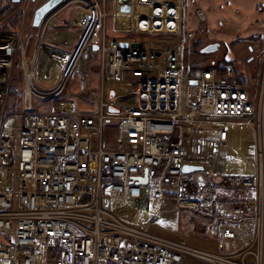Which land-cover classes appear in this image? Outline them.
<instances>
[{
  "label": "built area",
  "instance_id": "obj_1",
  "mask_svg": "<svg viewBox=\"0 0 264 264\" xmlns=\"http://www.w3.org/2000/svg\"><path fill=\"white\" fill-rule=\"evenodd\" d=\"M36 1L0 12V24L20 13L16 29L0 28V121L18 49L25 60L24 15ZM187 3L61 0L48 13L70 5L75 34L53 88L30 77L36 92L26 95L19 125L0 124V264H264V35L247 87L231 65L195 59L206 18L194 9L190 29ZM93 58L95 110L79 111L72 99L32 110L30 94L55 96ZM232 123L252 131L249 172L224 169ZM193 135L203 144L190 153ZM164 199L197 214V231L213 247L159 232L148 205ZM117 203L144 214L127 220Z\"/></svg>",
  "mask_w": 264,
  "mask_h": 264
},
{
  "label": "rangeland",
  "instance_id": "obj_2",
  "mask_svg": "<svg viewBox=\"0 0 264 264\" xmlns=\"http://www.w3.org/2000/svg\"><path fill=\"white\" fill-rule=\"evenodd\" d=\"M188 0L187 6H188V15L189 19H193L194 16V9L197 8V5L195 2L197 0H193L194 2H189ZM39 2V3H38ZM44 0H38L35 2L34 5L31 6L27 16L24 15V26L23 31L18 38V42H22L24 46V58L20 57L19 49L17 50L16 55H18L22 60V62L17 64L15 68L13 69V74L11 76L10 82H9V89L6 95L3 113H2V119L0 121V124H12L15 126L19 125L20 122V113L24 106L27 103V97L26 93V86H27V72L31 71L33 73L32 77V83L35 85V81L41 83L45 87H49L48 90L53 88L54 84L56 83L58 77H59V66L61 63V58H59V54L57 55V52L59 49L62 54L65 52H68L73 36L75 34V28L70 25V21L73 15L72 7L69 5L65 7L62 10H59L56 14L51 15L46 20L44 27L39 31L37 27L32 26V16L34 9L43 3ZM10 3L11 0H0V12L6 11L10 9ZM38 3V4H37ZM233 4H235L233 1H225L222 4V13L229 14L230 10L227 9L228 7H231ZM238 6V11L234 14L237 15L236 17L242 16V5L240 2L235 4V7ZM12 8L14 6H11ZM220 12V11H219ZM205 13V18H207L206 22H203L200 24L199 29L196 32V42L194 43V48L196 51V54L194 55L196 60H200L204 63V65L209 64L210 62L214 60H222L221 58L224 56H221L223 54L222 48L219 44V50L216 52H212L210 54H201L200 49L202 46L212 43L208 37L207 33H205L206 28L209 33H211L209 30H212L216 32L215 29H221L230 31L232 34H236L235 32V26L234 22L228 21L221 25V19L218 17V11L215 9H209L208 13ZM23 17V16H21ZM217 19H216V18ZM110 19V18H109ZM108 19V20H109ZM195 20V17H194ZM239 20V19H238ZM7 21L10 23V18L4 19L3 22ZM53 21V24L50 23ZM236 21V19H235ZM2 22V23H3ZM262 24V22H261ZM5 29V28H4ZM50 32H69L72 33V38H69L68 35H59L56 38H54L52 41H43V36L45 34H48ZM70 36V35H69ZM39 40V41H38ZM68 41L67 44L65 41ZM38 47L35 61L29 63V59L32 58L33 53L35 51V47ZM244 44L237 45L236 48L239 49V47H243ZM254 46L255 43H253ZM53 46V47H52ZM55 47V48H54ZM258 47V45H257ZM256 47V48H257ZM57 48V49H56ZM258 51V49H257ZM56 52V53H55ZM225 53V52H224ZM226 58V57H225ZM20 60V59H19ZM256 59H254L255 61ZM239 64H242V69L244 73L246 74L245 77V86L251 87L254 84V80L257 77H252L250 69L247 68V62L245 59H242L241 57H238L236 60ZM56 63V64H55ZM33 64V65H32ZM61 68V67H60ZM247 70H246V69ZM259 65L257 64L256 69L259 71ZM96 58H93L92 61H89V63H84L83 61H80L77 65L76 70L73 73V78L66 83V85L55 95L52 97H41L34 94H30L29 101L30 106L33 111L36 112H43L47 113L51 110L58 109V103L61 101H64L66 99H72L75 103V108L79 111H93L96 108V104L94 101H91L89 98V93H94L96 90L100 91V85L98 82L99 70ZM83 77H86V80L83 79ZM83 82H86V88L84 89L81 84ZM112 86L110 82L105 83L104 88V98H105V91L107 87ZM89 90V91H88ZM47 92V91H46ZM183 95V94H182ZM235 123H232L230 125H233ZM113 128V125H112ZM111 127H107L105 132L107 135L113 134V129ZM248 131L251 133V131L248 129ZM202 137V136H201ZM199 135H196L191 138H189V147H190V153L192 152L193 148L197 149L201 147V144H203V139ZM253 138V135H252ZM254 142V141H253ZM253 142H252V148L251 153H253ZM214 159H217L215 157ZM181 217H180V228L175 233H171L167 236H171L176 239L184 240L185 242L196 245L198 247H213L214 243L206 240L197 230L196 225L198 223V216L197 214L189 211V210H181ZM159 232L163 233L162 230L157 229Z\"/></svg>",
  "mask_w": 264,
  "mask_h": 264
},
{
  "label": "crops",
  "instance_id": "obj_3",
  "mask_svg": "<svg viewBox=\"0 0 264 264\" xmlns=\"http://www.w3.org/2000/svg\"><path fill=\"white\" fill-rule=\"evenodd\" d=\"M225 1H231V2L233 1L235 4L240 2L243 8L242 16L236 17L237 15L234 14L235 12L238 11V6L235 7V4L227 8L230 10L229 14L222 13L221 12L222 4ZM189 2L193 3L194 1L190 0ZM195 4L197 5V7L202 9L203 12L206 13H208V10L211 8L217 10L218 11L217 15L219 19H221L222 21L221 25L223 23L225 24L227 22V19L228 21L232 20L235 23L234 30L236 34H232L230 31L227 30L222 31L220 28L215 29L216 32L214 31V33L212 32V30H209L211 32L209 33L206 28L205 33L208 34L207 37L211 41H213L212 43L217 44V48L213 51L205 52V54H210L212 52L218 51L220 44V46L223 47L221 50L223 51V54L221 56L224 57L221 58L222 60H214L212 62L216 64L223 63L224 65H231L234 70V76H233L234 79L239 82L245 83L246 74L241 68L242 64H239L236 61L238 57H241L242 59H245V61L247 62L246 66L248 69H250L252 77H258V70L256 69V66L258 64L259 58L257 59L256 52L257 49H259L262 44V38L264 35V0H197ZM50 24L52 25L53 21ZM194 25H195L194 16L193 19H189V15H188L189 28L192 29ZM237 27H239V29ZM39 30L41 29L39 28ZM62 33H66L67 35H70L68 36L69 38H72L73 36V34L69 32H62ZM253 43H255L256 46H254ZM240 44H244V45L243 47L240 46L239 49H237L236 46ZM59 49H57L58 50L57 55L59 54L60 55L59 58H61L60 60L61 63L59 66V69H61L60 67H62L66 59L67 52H65V54L64 53L62 54V52ZM18 58L20 59L19 61L22 62L23 64V60L19 56ZM254 59L256 60L254 61ZM256 79L254 80V84L256 82ZM116 211L121 217L130 221H138L144 214V212L135 210V208L130 205H123V204L119 205L118 203H117ZM148 212L152 213V215L154 216L153 220L155 222V228L162 230L163 234L169 235L179 230L180 217L182 212L181 209L176 207L173 201L164 199L159 202L150 203L148 205ZM196 230H198L197 225H196Z\"/></svg>",
  "mask_w": 264,
  "mask_h": 264
},
{
  "label": "bare ground",
  "instance_id": "obj_4",
  "mask_svg": "<svg viewBox=\"0 0 264 264\" xmlns=\"http://www.w3.org/2000/svg\"><path fill=\"white\" fill-rule=\"evenodd\" d=\"M51 13L48 14L44 20L42 21L40 28L44 27V24L48 17H50ZM66 33L62 32H50L48 34H45L43 36V41H52L54 38H56L59 35H65ZM69 36V35H68ZM39 41V40H38ZM60 57V55L58 56ZM6 65H4L5 67ZM3 67V66H2ZM2 69L0 67V73ZM32 72H27V86H26V94H28L30 91H34V89L30 86L29 78L31 77ZM36 92V91H34ZM231 130L227 142V149L232 153L233 157L229 162H226L224 169L226 171H232V172H240L245 173L252 170V133L248 131L247 127L233 124L230 125Z\"/></svg>",
  "mask_w": 264,
  "mask_h": 264
},
{
  "label": "water",
  "instance_id": "obj_5",
  "mask_svg": "<svg viewBox=\"0 0 264 264\" xmlns=\"http://www.w3.org/2000/svg\"><path fill=\"white\" fill-rule=\"evenodd\" d=\"M12 2L16 3L18 0H11ZM61 0H45L43 3L38 5L33 12L32 16V26L39 27L42 23L44 17L60 2ZM121 10H128V7H122ZM217 48L216 43L208 44L200 49V52H210ZM192 83H195V80H191ZM183 170L186 172L198 170H203V165L201 164H185Z\"/></svg>",
  "mask_w": 264,
  "mask_h": 264
},
{
  "label": "trees",
  "instance_id": "obj_6",
  "mask_svg": "<svg viewBox=\"0 0 264 264\" xmlns=\"http://www.w3.org/2000/svg\"><path fill=\"white\" fill-rule=\"evenodd\" d=\"M19 16H20L19 11L18 12H15L13 15H11L9 17L10 18V21H9L10 23H8L7 21H5V22H3V23L0 24V28L16 29L18 27ZM195 42L196 41H194V43ZM19 63H20V61H19V58L17 56V58H15V60H14L13 69L15 68V66H17V64L19 65ZM222 65H224V64L223 63H217V66H222ZM13 69H12V73H13ZM12 73H11V76H12ZM11 76H10V79H11ZM114 125H113V127H114ZM107 126L110 127L112 125L108 124Z\"/></svg>",
  "mask_w": 264,
  "mask_h": 264
},
{
  "label": "flooded vegetation",
  "instance_id": "obj_7",
  "mask_svg": "<svg viewBox=\"0 0 264 264\" xmlns=\"http://www.w3.org/2000/svg\"><path fill=\"white\" fill-rule=\"evenodd\" d=\"M209 44H211V43H209ZM206 45H208V44H206ZM206 45H204V46H206ZM204 46H203V47H204Z\"/></svg>",
  "mask_w": 264,
  "mask_h": 264
}]
</instances>
